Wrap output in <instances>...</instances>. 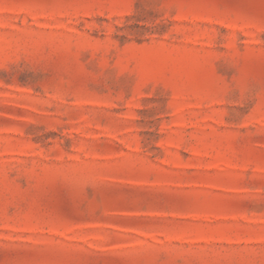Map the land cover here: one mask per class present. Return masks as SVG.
Here are the masks:
<instances>
[{"label":"rangeland","instance_id":"374dc122","mask_svg":"<svg viewBox=\"0 0 264 264\" xmlns=\"http://www.w3.org/2000/svg\"><path fill=\"white\" fill-rule=\"evenodd\" d=\"M0 264H264V0H0Z\"/></svg>","mask_w":264,"mask_h":264}]
</instances>
